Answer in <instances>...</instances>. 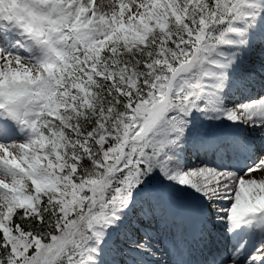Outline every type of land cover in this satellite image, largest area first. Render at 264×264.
<instances>
[{
    "label": "snow or ice",
    "instance_id": "1",
    "mask_svg": "<svg viewBox=\"0 0 264 264\" xmlns=\"http://www.w3.org/2000/svg\"><path fill=\"white\" fill-rule=\"evenodd\" d=\"M0 264H264V0H0Z\"/></svg>",
    "mask_w": 264,
    "mask_h": 264
}]
</instances>
